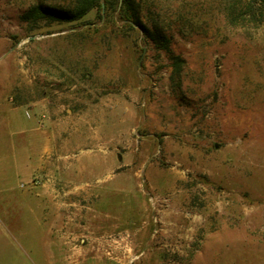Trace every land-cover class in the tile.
<instances>
[{
	"label": "rangeland",
	"instance_id": "rangeland-1",
	"mask_svg": "<svg viewBox=\"0 0 264 264\" xmlns=\"http://www.w3.org/2000/svg\"><path fill=\"white\" fill-rule=\"evenodd\" d=\"M74 5L0 0V188L40 153L27 115L65 155L0 216V264H264V0H138L151 37L26 15Z\"/></svg>",
	"mask_w": 264,
	"mask_h": 264
},
{
	"label": "crops",
	"instance_id": "crops-1",
	"mask_svg": "<svg viewBox=\"0 0 264 264\" xmlns=\"http://www.w3.org/2000/svg\"><path fill=\"white\" fill-rule=\"evenodd\" d=\"M26 116V115H25ZM27 119L29 118H33L35 120V127L31 128L32 132H40V134L38 135V137L36 138L37 141L40 138L43 139V141H41V148H40V153L38 155V157L34 158L32 155V150H31V146L30 144L27 143L22 145V148H11V153H12V163L14 166V170H15V175L21 174L22 176L24 175L25 179H22L21 181H19L16 185L17 189H19L21 192L19 195H15L12 194L13 193V189L10 185H4L2 188H0V216H5L6 212V208L9 210L8 215L11 214V208H13L12 206L16 207V201L17 199L20 200V198H24V200L27 199V197H29L28 195H30L31 193V189L26 187L25 185L30 182L29 177H27L29 174H32L34 172H36L37 174H43V175H49L54 169H57V163L59 160H64L65 155H59L54 148H48L47 145H45L44 140H46V137H44V135L46 134V132L42 131V126L39 124V118L37 117H30L29 115L26 116ZM46 121V120H44ZM42 131V132H41ZM20 133H22V131H20ZM45 133V134H44ZM47 135V134H46ZM36 136V135H35ZM43 142V144H42ZM33 143V141H32ZM47 143V142H46ZM34 144V143H33ZM30 147V148H29ZM64 169L62 170L60 168V170H62V172L66 169L65 165L62 166ZM68 168V171L73 169L75 170V164H71L70 166H66ZM59 169V168H58ZM76 171H78L76 169ZM26 176V177H25ZM30 176V175H29ZM20 177V175L18 176ZM23 185V186H21ZM20 196V198H19ZM14 203V204H13ZM26 204V201H25ZM25 207H27V204L24 205ZM29 206V205H28ZM31 209V208H28ZM2 222L0 221V236L2 235V232L4 233V230L2 228Z\"/></svg>",
	"mask_w": 264,
	"mask_h": 264
},
{
	"label": "trees",
	"instance_id": "trees-1",
	"mask_svg": "<svg viewBox=\"0 0 264 264\" xmlns=\"http://www.w3.org/2000/svg\"><path fill=\"white\" fill-rule=\"evenodd\" d=\"M137 6L138 0H75V5L71 11L54 7L36 6L26 15H31L34 18L71 22L81 19L93 10L96 12L95 15L98 19H102L109 11L118 10L122 19L134 22L142 28L146 36L151 37L149 30L143 27L141 23Z\"/></svg>",
	"mask_w": 264,
	"mask_h": 264
},
{
	"label": "built area",
	"instance_id": "built-area-1",
	"mask_svg": "<svg viewBox=\"0 0 264 264\" xmlns=\"http://www.w3.org/2000/svg\"><path fill=\"white\" fill-rule=\"evenodd\" d=\"M37 183V182H36ZM21 186H23V185H21Z\"/></svg>",
	"mask_w": 264,
	"mask_h": 264
}]
</instances>
